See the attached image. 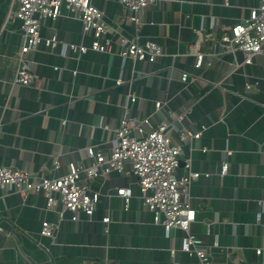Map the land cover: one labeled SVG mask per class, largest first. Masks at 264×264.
Returning <instances> with one entry per match:
<instances>
[{
    "label": "crops",
    "instance_id": "crops-1",
    "mask_svg": "<svg viewBox=\"0 0 264 264\" xmlns=\"http://www.w3.org/2000/svg\"><path fill=\"white\" fill-rule=\"evenodd\" d=\"M91 3L110 27V53L70 50L89 46L91 38L77 16L62 9L55 20L41 21V37L57 44L27 54L35 80L19 86L13 83L22 43L20 23L12 18L17 4L0 0V165L55 177L69 163L87 166L86 148L110 152L126 95L135 94L133 114L152 126L169 122L173 140L183 129L201 130L198 140L182 145L175 173L184 176L190 159L199 174L189 188L190 234L214 264H264V53L245 65L240 51L219 46L259 0H156L139 26L127 22L117 0ZM122 39L152 41L163 55L152 64L122 60ZM195 42L204 54L198 69L189 52ZM182 72L189 74L186 83ZM55 158L60 168L48 173ZM90 188L99 193L98 203L91 217L80 214L77 221L67 213L60 220V206L46 210L41 194L22 199L0 191V264H199L179 250L182 231L165 234L153 223L129 163ZM116 188L131 189L127 209ZM42 222L56 225L51 238L40 236Z\"/></svg>",
    "mask_w": 264,
    "mask_h": 264
},
{
    "label": "built area",
    "instance_id": "built-area-1",
    "mask_svg": "<svg viewBox=\"0 0 264 264\" xmlns=\"http://www.w3.org/2000/svg\"><path fill=\"white\" fill-rule=\"evenodd\" d=\"M17 4L12 18L20 23L22 43L16 54L17 68L13 83L19 86H29L35 80V75L27 68L26 56L39 45L54 47L56 39H45L40 35L43 19L55 20L66 9L74 13L81 23L84 36H89V46L69 45L72 51L79 54L87 50L108 54L111 51L112 40L107 36L110 27L104 20L101 10L95 8L91 0H14ZM127 12L126 20L139 26L144 10L156 0H117ZM121 49L118 56L134 61L154 63L163 55L162 48L152 42L137 40H120ZM219 46L226 53L240 51L244 55L243 63H251L252 57L264 53V0H259L258 6L249 11L248 17L232 26L219 39ZM190 54L194 57L193 67H201L204 54L199 50L198 43L190 46ZM180 80L189 81V74L182 72ZM197 80V78H195ZM121 80L116 81L120 85ZM264 83V82H263ZM138 98L135 94H127L122 106V116L114 130L110 152L105 154L94 147L85 149L84 158L87 166L74 163L67 165V172L61 176H41L11 166L0 165V191L17 194L24 199L30 194H41L46 210L57 211L60 220L64 214L70 215L71 221H77L83 214L91 217L99 200V193L93 192L90 184L96 178L108 175L113 171H123L125 163L131 166V173L136 179L139 197L143 207L152 214V221L163 227L165 234L171 230H180L183 236L179 250L195 257L199 264H214L202 248L201 242L189 232L190 225L195 221V211L189 205V188L199 177L192 172L190 159L184 160L185 175L177 178L182 145L198 140L201 130L191 133L185 129L179 132L177 140L172 138V126L161 121L152 126L149 119L139 118L133 114ZM156 110L161 108L160 102H155ZM60 168L57 158L53 159L48 173ZM227 165L221 166L220 174L226 173ZM115 196L123 199L124 209H127L130 188H116ZM107 215L102 222L108 224ZM56 225L42 222L40 236H53ZM1 230V228H0ZM260 250L256 254H260ZM172 253V252H171ZM226 264V263H223Z\"/></svg>",
    "mask_w": 264,
    "mask_h": 264
}]
</instances>
